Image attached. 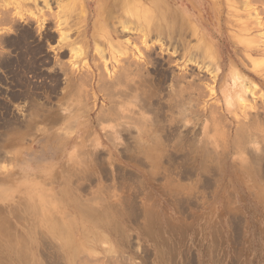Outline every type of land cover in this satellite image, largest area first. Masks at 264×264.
<instances>
[{
    "label": "rangeland",
    "instance_id": "374dc122",
    "mask_svg": "<svg viewBox=\"0 0 264 264\" xmlns=\"http://www.w3.org/2000/svg\"><path fill=\"white\" fill-rule=\"evenodd\" d=\"M73 1L75 0H48L50 12L43 13L45 23L40 27L30 17L34 10L32 4L19 0H0V183L13 184L16 188L14 193L0 191V264H62L63 261L55 246L45 236L42 223L49 210L63 216L68 209L58 207L55 200L50 202V208L39 204L29 205L26 197L30 198L32 194L17 178L16 157L12 153L19 150L45 154L51 152L61 161L71 158L79 151L80 137L73 136L71 131L64 128V113L72 108L74 111L83 108L88 124L92 125L108 107L102 88H95L98 85L101 87L98 74H105L106 66L104 67L103 62L108 57L104 35L97 33V37L93 38L95 1L77 0L73 14L67 13V23L57 29V21L61 18L56 15L60 16V6L66 4L68 7ZM156 1L185 13L186 20L199 29L200 39L208 42L215 52L216 60L205 63L210 68H202L199 59L198 63L195 60L200 57L199 54L191 52L192 56L195 55L191 56L194 61L187 63L185 68L184 60L179 57L181 51L174 50L177 35H174L171 46L167 38L160 37L166 43L162 46L164 51L155 42L159 35H152L148 43L154 46L150 58L153 60L141 63L142 78L145 76L144 81L148 79L145 81L147 84L152 80L143 86V90L147 89L152 94L144 98L142 110L141 107L138 108L141 95L140 98L137 97L141 91L136 89V96L133 95L134 91L129 93L130 96L128 94L129 97L125 95L129 98L127 103L124 102L127 98H120L122 96H118L119 99L115 101H119V110L125 108L122 113L128 111H124L128 109L127 106L132 109L131 113H126L127 116L132 114L134 108L133 113H139L138 116L145 118L144 120L148 117L151 120L153 116L158 129H165V135L161 132L162 140L166 145L169 144L168 151L161 160V172L155 177L149 175L150 165L135 154L134 141L130 138L135 135L134 130H129L131 134L122 133L115 127V123L108 121L100 123L98 129L92 128L95 146L99 150L94 154L93 172L88 175V182L81 185L80 191L87 194L100 181L114 187L113 198L121 197L117 211L131 233L126 239L121 237L122 234H117L118 239L124 251L135 257L139 264H264V192L251 191L244 184L237 166L231 161L229 143L238 137L242 126L249 119L253 118L257 122L264 119V0ZM244 1L250 4H244ZM17 3L21 4L18 6L19 10L16 9ZM82 6L86 10L84 19L83 13L80 15ZM37 8L44 9L43 3L38 2ZM78 14L80 17H77ZM107 27L109 32L110 26ZM60 29L66 33L68 41L65 44L69 46L59 43ZM133 35L125 38L139 46L137 35ZM188 38L189 45L194 48L197 38L193 40L191 37V41L189 36ZM70 48L81 49L77 59H73L74 56L69 53ZM96 49L105 51L103 59L96 55ZM260 58L263 59L262 63L258 62ZM102 60L104 61L101 62ZM84 61L87 65L85 67ZM107 65L110 70H117L113 63L109 65L107 62ZM99 67L104 72L101 73ZM230 69L233 71L230 72ZM146 72L151 74L147 75ZM181 75L187 80H183ZM73 77L76 84L71 79ZM234 77H240L241 80ZM80 80L83 84H80ZM242 80L245 85L249 83L247 87L251 86L255 93L250 95L245 92L244 86L242 88L239 85L244 84ZM73 84L76 85L74 89L79 92L73 89ZM238 85L241 92H245V96H241L243 99L236 95L240 92ZM136 87L137 85L134 86ZM170 87L173 88V93L170 92ZM121 88L123 91V87ZM167 90L171 96L187 97L191 99L190 102L193 100L196 105L195 114L192 115V108L187 107V112L184 113L186 116H172ZM179 92H182L181 95ZM41 97L45 103L37 107L35 100ZM237 97L246 102L236 100ZM247 103L251 109L247 106L244 109ZM109 134L117 142L121 138L124 141V145L116 152L105 147L107 142L104 137ZM166 137H169L168 140ZM201 141H207L217 150L223 148L226 152L222 162L209 166L206 172L201 170L199 157L190 150L194 142ZM248 155L256 176L264 181V155H257L251 150ZM169 176L174 178L168 179ZM172 179H175V184ZM195 184L196 191L190 196L185 195L191 192Z\"/></svg>",
    "mask_w": 264,
    "mask_h": 264
},
{
    "label": "clouds",
    "instance_id": "9594fccd",
    "mask_svg": "<svg viewBox=\"0 0 264 264\" xmlns=\"http://www.w3.org/2000/svg\"><path fill=\"white\" fill-rule=\"evenodd\" d=\"M129 88L131 91L135 90L132 85ZM147 95V89L141 93V108ZM168 99L171 100L172 116L182 117L189 106L192 108L191 114H195L196 105L187 97H174L169 92ZM44 103L43 97L35 100L37 107ZM114 113L115 109H106L92 125L88 124L87 114L81 109H70L64 113V128L71 131L73 136L80 137L79 151L71 158L61 161L51 152L45 154L19 150L12 153L16 157L17 178L32 194L30 198L26 197L29 205L39 204L50 208V202L55 200L59 207L68 209L63 216L49 210L42 223L45 236L63 258L62 264H139L135 257L124 251L118 239V233L125 238L131 233L117 211L121 197L113 198L114 187L100 181L87 194L80 191L81 185L88 182L87 177L93 172L94 154L99 150L95 146L92 128L98 129L100 123L111 120L118 125V129L126 127L134 130L132 139L135 154L150 165L148 174L152 177L160 174L161 160L168 151V146L162 140L153 116L151 120H144L139 118L138 113L123 118ZM104 140L107 142L105 147L112 152L124 145L122 138L117 142L110 134ZM229 143L231 161L237 166L244 184L251 191L264 192V181L256 176L248 155L249 150L257 155H264V119L259 122L250 119L242 127L238 137ZM190 150L199 157L201 170L205 172L209 166L219 165L226 154L223 148L217 150L207 141L194 142ZM172 183H176L175 179H172ZM0 191L14 193L16 188L13 184L0 183ZM195 191L196 184L185 195L190 196Z\"/></svg>",
    "mask_w": 264,
    "mask_h": 264
},
{
    "label": "bare ground",
    "instance_id": "6f19581e",
    "mask_svg": "<svg viewBox=\"0 0 264 264\" xmlns=\"http://www.w3.org/2000/svg\"><path fill=\"white\" fill-rule=\"evenodd\" d=\"M20 2H26L27 4L28 3H30V4H32L34 7V10H33V12H31L30 13V17H31V19H33V21H35V23L36 24H38L40 27L45 23V19L43 18V16H44V14L43 13H46V11H49V3H48V0H19ZM95 1V19H94V21H93V25H94V27L92 26V28H93V38H96L97 37V33H102V35H104V39H106L107 40V45H108V57H107V59L105 58V61L104 60H102L101 62H103V63H105L104 64V67L106 68V71H105V74H103L102 72H104L103 71V69H102V72H101V70H100V67L98 68V70H100V72L102 73V74H100L99 72V74H98V76L100 75V77H99V79H98V82L100 83V85H101V87H95V88H102L101 89V92L103 93V96L105 97V100L107 101V105H108V107H107V109L108 110H111V109H115V113L114 114H119L122 118L123 117H126L127 115H126V113L128 112H130L132 109H130L129 108V106H127V101H128V99L129 98H127V100L126 101H124V102H126V103H124L127 107L126 108H128V109H126V110H124V111H127L126 113L124 112V113H122L123 112V108L122 109H120V110H122V111H120L118 108H119V106H118V102H116L118 99H119V97L118 96H122V97H120V98H124V97H126L125 95H127L128 96V94L131 92L132 93V91L130 90V88H129V85H132L133 87L135 86V85H137V87L135 88L136 90H138V91H141V93L142 92H144V90H143V86H145V84L146 85H148L149 84V82H152V77H151V81H149L148 82V84L146 83L147 82V80H145L144 81V77L142 78V72H143V66L141 65V63H145V62H150V60H153V59H150L151 58V55L153 54V49H154V46H153V44L151 45V44H149L148 42H149V40L151 41V38L150 37H152V35H154V34H156V35H159L158 37H159V39L158 40H156L155 42L156 43H158V44H160L159 45V47L161 48V50L162 51H164L163 50V48H162V46H164V44H166L164 41H162V40H160V37H162V36H164L165 38H167L168 39V44H169V46H171L172 44H171V42L172 41H174L173 40V37H174V35H177V40H176V46H175V44H174V46H175V48H174V50H179V51H181V53H180V59H183L184 60V62H185V65H184V67L186 68V66H187V63H191V61H194L193 59L194 58H192V57H195V55L194 56H192V53L193 52H196V53H198L199 54V56L200 57H198V58H196L195 60L197 61L198 59H199V62L201 63V66H202V68L203 67H209V66H205V63L208 61V64L209 63H211V62H215V60H216V58H215V52L212 50V48L208 45V42H205V41H203L202 40V38L200 39V34H199V29L197 28V26L194 24V23H189L187 20H186V18L184 17V14L185 13H183V12H181V11H178V10H173V9H171V8H168L167 6H166V4H163V3H160V2H157L156 0H94ZM246 1V0H245ZM245 1H244V4H246L245 3ZM3 2H4V0H3ZM7 2V1H6ZM38 2H42L43 3V6H44V9H39V8H37V4H38ZM77 2V0H75V1H73V4L71 3L70 4V6L68 5V7L67 6H65L66 4H64V5H61L60 6V16L59 15H56V16H58V18H61V19H58V21H57V29L59 30V28L58 27H60L61 25H63V24H65V23H67V20L68 19H66V17H67V13H68V15L70 14V13H72V11L74 10V5H75V3ZM250 2H251V0H250ZM249 3V2H248ZM247 3V4H248ZM260 3H261V1H260ZM1 4V3H0ZM246 4V5H247ZM250 4V3H249ZM264 4V3H263ZM20 5L21 4H19V3H17V7L19 6L20 7ZM1 6V5H0ZM84 6V5H83ZM82 6V7H83ZM242 6V5H241ZM248 6H250V5H248ZM5 7V6H4ZM16 7V9L17 10H19V7L17 8ZM23 7H25V6H23ZM22 7V8H23ZM9 8V7H8ZM7 8V9H8ZM81 8V7H80ZM246 9V8H245ZM244 9V10H245ZM5 10V9H4ZM28 10H29V8H28ZM247 10V9H246ZM260 10V9H259ZM32 11V10H31ZM251 11H253V10H251ZM20 12H22L21 10H20ZM26 12V11H25ZM24 12V13H25ZM29 12V11H28ZM50 12V11H49ZM262 11H260V13H261ZM23 13V12H22ZM58 13V12H57ZM78 13V12H77ZM81 13H83V16H82V18L84 19V17H85V13H86V10H85V7H83L82 8V12H81V10H80V15H82ZM235 13V12H234ZM244 13V12H243ZM258 13V12H257ZM256 13V14H257ZM260 13H258L259 15H261ZM18 14H20V13H18ZM73 14V13H72ZM237 14V13H236ZM250 14V13H249ZM255 14V13H254ZM28 15V14H27ZM47 15V14H46ZM48 15H51V14H48ZM246 15H247V13H246ZM19 17H21V15H18ZM55 16V15H54ZM55 16V17H56ZM73 16V15H72ZM79 16V14L77 15V17ZM256 16V15H255ZM5 17V16H4ZM45 17V16H44ZM52 17V16H51ZM54 17V18H55ZM80 17V16H79ZM69 18V17H68ZM73 18V17H72ZM6 19V18H5ZM30 19V21H32ZM74 19V18H73ZM76 19H78V18H76ZM1 20V19H0ZM4 20V19H3ZM55 20V19H54ZM75 20V19H74ZM80 20V19H79ZM79 20H78V22H79ZM257 21H258V18L256 19ZM7 21V20H6ZM5 21V22H6ZM47 21V20H46ZM254 21H255V19H254ZM253 21V22H254ZM55 22H56V20H55ZM76 22H77V20H76ZM1 23V22H0ZM69 23V22H68ZM237 23V22H236ZM257 23H259V22H257ZM264 23V22H263ZM263 23H261V24H263ZM55 25V24H54ZM240 25V24H239ZM256 25V24H255ZM56 26V25H55ZM66 26V25H65ZM107 26H110V31L108 32L107 31ZM245 26V25H244ZM244 26H243V28H244ZM259 26H260V24H259ZM107 27V28H106ZM39 29V28H38ZM106 29V30H105ZM246 29V28H245ZM249 29V28H248ZM247 29V30H248ZM255 29H257V28H255ZM250 30H251V28H250ZM60 31H61V29H60ZM246 31V30H245ZM132 32V33H131ZM243 32V31H242ZM60 33V35H59V43H62V44H65L68 40H67V37H66V33L65 32H59ZM133 33L134 34H136L137 35V37H136V40H137V42L139 43V46H137L135 43H134V41H132V42H130L129 40H128V38L126 39L125 38V36H129L130 34H132L133 35ZM81 34V33H80ZM135 35V36H136ZM262 35H263V33H262ZM92 36V35H91ZM134 36V35H133ZM188 36L191 38H193V40H194V38L196 39L197 38V41L199 42V44H197V43H195V47L194 48H192L190 45H189V38H188ZM256 36V35H255ZM121 38V39H120ZM122 38L124 39L123 41H120V40H122ZM188 38V39H187ZM192 38L190 39V41L192 40ZM132 40H134V39H132ZM188 40V41H187ZM206 40V39H205ZM251 40V39H250ZM256 40V39H255ZM254 40V41H255ZM259 40V39H258ZM105 41V40H104ZM164 43V44H163ZM263 43V42H262ZM65 45H67V46H69V44H65ZM107 45H105V46H107ZM155 45V44H154ZM157 45V44H156ZM246 46V45H245ZM250 47V46H249ZM248 47V48H249ZM63 48V47H62ZM65 48V47H64ZM246 48V47H245ZM254 48V47H253ZM60 49V48H59ZM58 49V50H59ZM247 49V48H246ZM251 49H252V47H251ZM255 49V48H254ZM193 50V51H192ZM96 51V55H98L101 59H103V56L105 57V51L103 52V51H101V50H99V49H96L95 50ZM156 51V50H155ZM94 52V51H93ZM176 52V51H175ZM192 52V53H191ZM69 53H71V55H73L74 56V58L73 59H77L79 56H80V53H81V49H76L75 50V48L74 49H69ZM179 53H178V55H179ZM261 53V52H260ZM156 54V53H155ZM158 54V53H157ZM247 54V53H246ZM97 56V57H98ZM107 56V55H106ZM160 56V55H159ZM192 56V57H191ZM231 56V55H230ZM96 57V58H97ZM94 58H95V56H94ZM70 59H71V57H70ZM101 59H99V60H101ZM154 60H156V59H154ZM245 60V59H244ZM257 60V59H256ZM263 59H261L260 58V60L258 61V62H260V63H262L263 61H262ZM178 60H176V62H177ZM251 61V60H250ZM262 61V62H261ZM83 62V61H82ZM107 62H108V64L110 65V64H112L113 63V65L114 66H116L117 67V70H115V71H112V70H110L109 69V67H107L108 65H107ZM174 62V61H173ZM76 63H78V62H76ZM97 63H98V61H97ZM194 63H196V62H194ZM197 63H198V61H197ZM196 63V64H197ZM249 63V62H248ZM252 63V62H251ZM250 63V64H251ZM255 63V62H254ZM75 64V63H74ZM259 64V63H258ZM264 64V63H263ZM84 67L85 66H87V65H85V61H84ZM93 65V64H92ZM103 65V64H102ZM253 65H255V64H253ZM74 66V65H73ZM96 66V65H95ZM97 66H99L98 64H97ZM96 66V67H97ZM101 66V65H100ZM114 66H112V69H113V67ZM145 66V65H144ZM149 66V65H148ZM197 66V65H196ZM216 66V65H215ZM248 66V65H247ZM259 66V65H258ZM75 67V66H74ZM73 67V68H74ZM260 67H261V65H260ZM72 68V69H73ZM95 68V67H94ZM159 68V67H158ZM205 68V69H206ZM210 68V67H209ZM233 68V67H232ZM252 68V67H251ZM89 69V68H88ZM145 69V68H144ZM173 70V68H171V71ZM212 70V69H211ZM235 70V69H234ZM89 71V70H88ZM166 71V70H165ZM170 71V72H171ZM216 71H218V68H217V70ZM233 70H231L230 69V72H232ZM167 72V71H166ZM182 72V71H181ZM207 72V71H206ZM262 72V71H261ZM90 73H91V71H90ZM148 72H146V74H147ZM198 73V72H197ZM208 73H209V71H208ZM260 73V72H259ZM151 74V73H150ZM150 74H147V75H150ZM168 74V73H167ZM171 74H173V73H171ZM188 74V73H187ZM159 75H161V74H159ZM174 75V74H173ZM258 75V74H257ZM164 76H166V75H164ZM182 76V75H181ZM189 76V75H188ZM234 76V75H233ZM237 76H239V75H237ZM59 77V76H58ZM158 77V76H157ZM173 77H176V76H173ZM183 77V80H187V79H185L184 78V75L182 76ZM214 77V76H213ZM149 78V77H148ZM163 78V77H162ZM165 78V77H164ZM212 78V77H211ZM233 78V77H232ZM235 79H239L240 77H234ZM243 78H244V76H243ZM262 78V77H261ZM72 79V81H73V83H75L76 84V81L74 80V77L73 78H71ZM146 79V78H145ZM155 79V78H154ZM176 79H178V78H176ZM123 80V83L121 82ZM180 80V79H179ZM189 80V79H188ZM192 80V79H191ZM240 80H241V78H240ZM247 80H248V78H247ZM251 80V79H250ZM160 81V80H159ZM159 81H158V84H159ZM177 81V80H176ZM184 81V82H185ZM196 81V80H195ZM80 82V84L82 83L83 84V82L80 80L79 81ZM173 82V81H172ZM240 82V81H239ZM251 82V81H250ZM180 83V82H179ZM189 83V82H188ZM187 83V84H188ZM212 83V82H211ZM242 83H244V84H239V85H241V87L243 88V86H244V90H245V92H247V93H249L250 95L251 94H253V93H255V92H253L254 90L253 89H251V86L250 87H247V85H249V83L247 84V85H245L246 83L244 82V80H242ZM182 84V83H181ZM150 85H151V83H150ZM178 85V84H177ZM233 85H234V83H233ZM238 85V86H239ZM243 85V86H242ZM253 85V84H252ZM73 86V89H74V86H76V85H72ZM77 86H79V85H77ZM153 86H155V85H153ZM162 86V85H161ZM164 86V85H163ZM169 86V85H168ZM174 86V85H173ZM172 86V87H173ZM232 86V85H231ZM237 86V85H236ZM236 86H235V88H236ZM121 87H123V89L125 90H123V91H121L122 90V88ZM167 87V86H166ZM172 87H170V89L172 88ZM177 87H179V85L177 86ZM182 87V86H181ZM186 88H188L189 86H185ZM192 87V86H191ZM190 87V88H191ZM240 87V86H239ZM237 88V89H239L240 90V92H241V87L240 88ZM121 88V89H120ZM147 88V87H146ZM152 88V87H151ZM157 88V87H156ZM156 88H155V90H156ZM161 88H163V87H161ZM176 88V87H175ZM184 88V87H183ZM190 88H189V90H190ZM252 88H253V86H252ZM69 89H70V87H69ZM72 89V88H71ZM78 89V88H77ZM169 89V90H170ZM177 89V88H176ZM75 90V89H74ZM100 90V89H99ZM172 90H173V88L171 89V91L170 92H172ZM178 90V89H177ZM235 90V89H234ZM243 90V89H242ZM243 90V91H244ZM76 91V90H75ZM75 91H73L72 90V92H75ZM168 91V90H167ZM176 91V90H175ZM183 91H184V89H183ZM182 91V92H183ZM188 91V90H187ZM224 91V90H223ZM76 92H79V90L78 91H76ZM160 92V91H159ZM162 92H164L163 90H162ZM169 92V91H168ZM177 92V91H176ZM181 92V93H182ZM186 92V91H185ZM190 92V91H189ZM192 92H193V89H192ZM225 92V91H224ZM238 92V94H236L237 96H239V97H241V96H245V92ZM141 93L140 94H136V92L134 91L133 92V95L135 94V96L137 95V97H139L140 98V95H141ZM154 93H155V91H154ZM173 93V92H172ZM175 93V92H174ZM180 93V92H179ZM178 93V94H179ZM181 93H180V95H181ZM187 93V92H186ZM213 93V92H212ZM223 93V92H222ZM237 93V92H236ZM244 93V95H242ZM74 94V93H73ZM76 94H78V93H76ZM75 94V95H76ZM80 94V93H79ZM152 94V93H151ZM149 92H148V95L146 96V97H150V95H151ZM163 94V93H162ZM166 94V93H165ZM184 94V93H183ZM190 94V93H189ZM228 94V93H227ZM240 94V95H239ZM68 95V94H67ZM101 95V94H100ZM124 95V96H123ZM132 95V94H131ZM133 95H132V98H133ZM158 95V94H157ZM177 95V94H176ZM175 95V96H176ZM234 95H235V91H234ZM236 95H235V97H236ZM70 96V95H69ZM77 96V95H76ZM81 96V95H80ZM79 96V97H80ZM102 96V97H103ZM129 96H130V94H129ZM128 96V97H129ZM160 96V95H159ZM165 96V95H164ZM167 96H169V95H167ZM252 96H255V95H252ZM78 97V98H79ZM118 97V98H117ZM155 97V96H154ZM178 97H182V96H178ZM189 97V96H188ZM194 97V96H193ZM231 97V96H230ZM247 97V96H246ZM83 98H84V96H83ZM160 98V97H159ZM169 98V97H168ZM242 98V97H241ZM81 99V98H80ZM115 99H117L116 101H115ZM126 99V98H125ZM125 99H123V100H125ZM131 99V98H130ZM135 100H136V98H134ZM238 99V97L236 98V100ZM243 99V98H242ZM241 99V100H242ZM120 100H122V99H120ZM157 100V99H156ZM168 100V99H167ZM188 100H191V99H188ZM196 100V99H195ZM239 101H241L240 99H238ZM247 100V99H246ZM255 100V99H254ZM75 102H76V100H74ZM79 101V100H78ZM139 101V100H138ZM143 101H145V100H143ZM159 101V100H158ZM158 101H156V102H158ZM171 101V100H170ZM244 101L245 100H243V102L242 103H244ZM167 102V101H166ZM192 102H194L193 100H192ZM246 102V101H245ZM129 103V105H130V102H128ZM133 103H135V102H133ZM136 103H137V101H136ZM144 103V102H143ZM171 103V102H170ZM238 103V102H237ZM132 104V103H131ZM157 104V103H156ZM169 104V103H168ZM75 105V104H74ZM120 105H121V103H120ZM147 105H149V104H147ZM146 105V106H147ZM154 105V104H153ZM240 105V104H239ZM255 105V104H254ZM135 106V104H133V107ZM136 106H139V105H136ZM160 106V105H159ZM246 106L248 107V103H247V105H245L244 106V109H247L246 108ZM75 107V106H74ZM121 107H122V105H121ZM162 107V106H161ZM190 107V106H189ZM189 107H188V109H189ZM240 107H241V105H240ZM132 108V107H131ZM138 108H140V106L138 107ZM147 108V107H146ZM158 108V107H157ZM160 108V107H159ZM167 108H168V106H167ZM252 107H250V105H249V107H248V109H251ZM73 109V108H72ZM81 110H84L83 108H80ZM125 109V108H124ZM130 109V110H129ZM143 108H141V110H142ZM170 109V108H169ZM232 109V108H231ZM255 109V108H254ZM253 109V110H254ZM147 110V109H146ZM155 109H153V111H154ZM165 110H167V109H165ZM242 110V109H241ZM240 110V111H241ZM133 111H134V108H133ZM133 111H132V114H133ZM138 111H140V110H138ZM137 111V112H138ZM145 111V110H144ZM151 111V110H150ZM149 111V112H150ZM152 111V112H153ZM169 111V110H168ZM171 111V110H170ZM189 111V110H188ZM249 111H251V110H249ZM256 111V110H255ZM88 112V111H87ZM122 114H121V113ZM151 112V113H152ZM165 112V111H164ZM167 112V111H166ZM165 112V113H166ZM187 112V111H186ZM127 113V114H128ZM131 113V112H130ZM146 113V112H145ZM144 113V114H145ZM247 114H248V112H246ZM125 114V115H124ZM254 114V113H253ZM264 114V113H263ZM129 115H131V114H129ZM128 115V116H129ZM138 115H140L139 113H138ZM156 115V114H155ZM158 115V114H157ZM187 115V114H186ZM185 114L183 115V117L184 116H186ZM258 115V114H257ZM144 116V115H143ZM152 116V115H151ZM159 116V115H158ZM161 116V115H160ZM254 116V118H256L255 116V114L253 115ZM89 117V116H88ZM97 117H98V115H97ZM155 117V116H154ZM166 117V116H165ZM164 117V118H165ZM139 118H141L140 116H139ZM150 117H148V119H149ZM156 118H158V117H156ZM155 118V119H156ZM172 118V117H171ZM251 118V117H250ZM37 119V118H36ZM143 119H145V118H143ZM148 119H146V120H148ZM159 119V118H158ZM160 119H161V117H160ZM168 119H170V117L168 118ZM167 119V120H168ZM178 119V118H177ZM249 119V118H248ZM253 119V118H252ZM42 120H43V118H42ZM166 120V119H165ZM172 120H173V118H172ZM179 120H181V119H179ZM185 120H187V119H185ZM250 120V119H249ZM159 121H161V120H159ZM162 121H163V119H162ZM173 121H175V120H173ZM38 122V121H37ZM109 122H111V120H109ZM154 122H156V121H154ZM26 123V122H25ZM158 123V122H157ZM160 123V122H159ZM164 123V122H163ZM166 123V122H165ZM168 123V125L170 124L169 122H167ZM166 123V124H167ZM173 122H171V124H172ZM180 123V122H179ZM181 123H182V121H181ZM35 124V123H34ZM175 124V123H174ZM173 124V125H174ZM177 124V123H176ZM175 124V125H176ZM247 124V123H246ZM115 125V127L117 126V128H118V125L117 124H114ZM161 125V124H160ZM186 125V124H185ZM188 125V124H187ZM238 125H239V123H238ZM16 126V125H15ZM108 126V125H107ZM166 126V125H165ZM172 125H170V127H171ZM177 126H178V124H177ZM176 126V127H177ZM184 126V125H183ZM240 126V125H239ZM35 127H36V125H35ZM38 127V126H37ZM175 127V126H174ZM243 127V126H242ZM109 128V127H108ZM168 128V127H167ZM173 128V127H172ZM180 128V127H179ZM178 128V129H179ZM185 128V127H184ZM239 128H241V126L239 127ZM170 129V128H169ZM242 129V128H241ZM19 130V129H18ZM44 130V129H43ZM102 130H104V129H102ZM116 129H114V131H115ZM118 130V129H117ZM163 130H165L164 128L162 129V131H160V132H162V133H164L163 132ZM172 130V129H171ZM240 130V129H239ZM68 131V130H67ZM120 131H122V133L123 132H126V134L128 133V134H131L130 132H132L131 130H130V132H129V129H127L126 127H122L121 129H120ZM119 131V132H120ZM173 131V130H172ZM185 131H187V130H185ZM221 131V130H220ZM237 131H238V128H237ZM121 133V132H120ZM135 133V132H134ZM167 133V132H166ZM178 133V132H177ZM193 133V132H192ZM217 133V132H216ZM215 133V134H216ZM69 134V133H68ZM133 134V133H132ZM175 134H176V132H175ZM236 134V133H235ZM16 135V134H15ZM164 135H165V133H164ZM184 135V134H183ZM183 135H182V137H183ZM65 136V135H64ZM175 136V135H174ZM179 136V135H178ZM177 136V137H178ZM186 136V135H185ZM219 136H221V135H219ZM128 137V136H127ZM130 137V136H129ZM165 137V136H164ZM130 138H132V137H130ZM168 138L169 137H166V140H168ZM175 138H176V136H175ZM171 139V138H170ZM181 139V138H180ZM177 140V139H176ZM133 141V140H132ZM170 141H172V139L170 140ZM181 141V140H180ZM216 141V140H215ZM190 142V141H189ZM188 142V143H189ZM166 143H167V141H166ZM184 143H186V142H184ZM126 144H128V143H126ZM133 144H134V142H133ZM133 144H131V145H133ZM169 144V143H168ZM167 144V145H168ZM214 144V143H213ZM187 145V144H186ZM190 145V144H189ZM170 146V145H169ZM185 147V146H184ZM183 147V148H184ZM186 148V147H185ZM134 149V148H133ZM54 202V201H53ZM36 207V206H35ZM59 207V206H58ZM20 210H22L21 208H20ZM37 210V209H36ZM58 210V209H57ZM59 211V210H58ZM22 212V211H21ZM37 213H38V211H37ZM63 213V212H62ZM61 214V213H60ZM18 216V215H17ZM28 231V230H27ZM40 232V231H39ZM118 235L120 236L121 234L120 233H118ZM45 237V236H44ZM122 238H124V236H121ZM126 239V238H125ZM21 244V243H20ZM21 245H23V244H21ZM46 245V244H45ZM20 247V246H19ZM22 247V246H21ZM27 248V247H26ZM21 249V248H20ZM56 249V248H55ZM17 252V251H16ZM18 252H20V251H18ZM17 254V253H16ZM19 254V253H18ZM17 254V255H18ZM26 254V253H25ZM22 255V254H21ZM19 256H20V254H19ZM25 256V255H24ZM21 257V256H20ZM19 257V258H20ZM59 257V256H58ZM57 259V258H56ZM56 259H54V260H56ZM61 259V258H60ZM63 259V258H62ZM21 260V262H22V259H20ZM17 261V260H16ZM22 263H24V262H22ZM54 264V263H53ZM56 264H59V262L58 263H56Z\"/></svg>",
    "mask_w": 264,
    "mask_h": 264
}]
</instances>
